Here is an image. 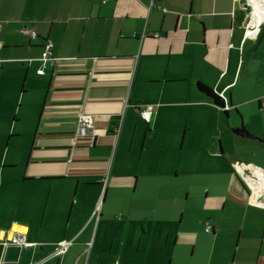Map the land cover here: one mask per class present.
Wrapping results in <instances>:
<instances>
[{"label": "crops", "instance_id": "obj_1", "mask_svg": "<svg viewBox=\"0 0 264 264\" xmlns=\"http://www.w3.org/2000/svg\"><path fill=\"white\" fill-rule=\"evenodd\" d=\"M246 2L0 0V264H264V203L241 177L264 171V25L245 37ZM45 42L56 61L38 75ZM193 133L181 197L173 160L160 173L144 155ZM12 238L26 245L7 256Z\"/></svg>", "mask_w": 264, "mask_h": 264}, {"label": "rangeland", "instance_id": "obj_2", "mask_svg": "<svg viewBox=\"0 0 264 264\" xmlns=\"http://www.w3.org/2000/svg\"><path fill=\"white\" fill-rule=\"evenodd\" d=\"M26 97H24V99H26ZM19 106L21 110L20 118L22 119V121L17 123L16 126L18 131L22 133H20V137L14 138L13 140L16 141L15 143H17V148H24L25 143H27L28 145L31 142V132L33 130V127L31 128L32 110L28 108L26 101L23 102V105L18 104V108ZM142 139L143 136L141 137V140ZM201 142L202 136L195 133L191 135L187 134L186 139L185 135H181L180 137H178L177 152H172L169 150L170 144L167 139L155 138V140L148 141L144 159L153 160L155 163H157V165L161 162V165H158V170L160 173L167 172L164 168L168 167V162L173 160V162L175 163V166L173 168H179L182 175V177L177 182L179 183V194L181 195V197H185V191L183 190L182 186L183 184H185V181L189 177H192L191 174H193V161L196 156L197 158L199 157L198 150L200 149Z\"/></svg>", "mask_w": 264, "mask_h": 264}, {"label": "built area", "instance_id": "obj_3", "mask_svg": "<svg viewBox=\"0 0 264 264\" xmlns=\"http://www.w3.org/2000/svg\"><path fill=\"white\" fill-rule=\"evenodd\" d=\"M246 5L249 6L250 8V13H249V19L246 25V33H245V37L248 36V32L251 33V38L255 39L257 37V35L260 33L262 26L264 25V10L263 12V16L261 19V22L253 23L252 22V18H253V14H254V10H253V2L252 0H246ZM246 5L244 6V8L246 9ZM24 33L27 35H30L32 38L36 37V32L26 29L24 30ZM41 62H42V66L41 68L37 71V73L39 75H43L44 74V70L46 68V66L48 64L50 65H54V61L55 59L52 58V52H51V44L47 43L45 45L44 51L42 53V57H41ZM229 106L228 104H225L224 106V110H228ZM152 113H153V106H146L144 109L141 110L140 114L141 116L147 121L150 122L151 118H152ZM93 129V118L92 116L89 115H84L80 118L79 120V128H78V132H77V137L78 138H85L89 135L90 131ZM255 169L261 170L258 167L252 168V170H250V172L246 171L244 173L246 174H251V176H254V172ZM262 171V170H261ZM264 173V171H262ZM242 177V175H241ZM257 180L259 179V176L255 177ZM243 181L249 186L248 182L246 181V179H244L242 177ZM250 187V186H249ZM263 198L262 201H260L259 199ZM253 202L255 204H261L264 203V189L262 191H260L259 194H257L253 200ZM100 207H98L97 211L99 210ZM211 227H208L207 230L209 231ZM24 240H22L21 238H12L9 241L4 242V245L6 247H8L9 245H20L21 247H23ZM26 245V244H25ZM70 242L68 241H63L59 244L57 250H56V255L61 256L65 253V251L67 250V248L69 247Z\"/></svg>", "mask_w": 264, "mask_h": 264}, {"label": "bare ground", "instance_id": "obj_4", "mask_svg": "<svg viewBox=\"0 0 264 264\" xmlns=\"http://www.w3.org/2000/svg\"><path fill=\"white\" fill-rule=\"evenodd\" d=\"M252 2H253V10H254L252 22L257 24L258 22H261V19H262V16H263V12L262 11L264 10V0H252ZM246 11H247V9H246ZM247 12L250 13V11H247ZM246 38L247 39H253V38H251V33L250 32H248V36H246ZM41 57H42V55H41ZM91 131H93V129ZM256 176H259L258 180L255 178ZM242 177L244 179H246V181L250 185V188L253 191V196L259 194L260 191H262L264 189V173L261 170L255 169L254 176H251V174H246V173L243 172Z\"/></svg>", "mask_w": 264, "mask_h": 264}, {"label": "trees", "instance_id": "obj_5", "mask_svg": "<svg viewBox=\"0 0 264 264\" xmlns=\"http://www.w3.org/2000/svg\"><path fill=\"white\" fill-rule=\"evenodd\" d=\"M104 2H106V0H104ZM47 44V42L44 43L43 45V51H44V48H45V45ZM42 51V52H43ZM56 61V60H55ZM54 66V65H53ZM198 89L200 92L204 93L207 97H210L211 99L214 100V102L217 104V105H220L222 107L225 106V103L224 101H222V99L217 96L215 93H213V91L208 88L207 86H205L204 84L202 83H198ZM141 111V110H140ZM118 127V126H117ZM114 128V137H116L118 135V128ZM233 132L243 138H254L251 134L248 133V131L244 128V127H241V128H238V129H234ZM82 139H86V138H82ZM105 181V180H104ZM103 181V183H104Z\"/></svg>", "mask_w": 264, "mask_h": 264}, {"label": "water", "instance_id": "obj_6", "mask_svg": "<svg viewBox=\"0 0 264 264\" xmlns=\"http://www.w3.org/2000/svg\"><path fill=\"white\" fill-rule=\"evenodd\" d=\"M246 9H247V11H250V8H249V6L248 5H246ZM260 201H262L263 200V198H260L259 199ZM21 246L20 245H18V246H9L8 248H7V250H6V255L7 256H10L12 253H19L20 252V250H21Z\"/></svg>", "mask_w": 264, "mask_h": 264}]
</instances>
